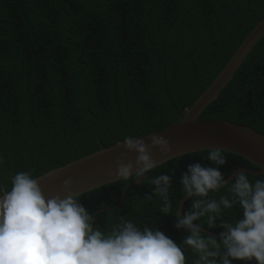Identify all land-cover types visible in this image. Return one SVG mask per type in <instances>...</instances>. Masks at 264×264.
<instances>
[{"label": "trees", "instance_id": "trees-1", "mask_svg": "<svg viewBox=\"0 0 264 264\" xmlns=\"http://www.w3.org/2000/svg\"><path fill=\"white\" fill-rule=\"evenodd\" d=\"M263 18L264 0H0V195L11 190L17 173L36 178L177 122ZM200 119L228 120L264 135V37ZM223 152L227 162L219 170L225 179L239 168L258 170ZM207 155H184L146 174L156 178L175 170L173 215L184 198L181 174L189 164L215 167ZM135 181L76 198L105 234L124 219L181 245L188 233L160 212L162 201L146 178L127 190L116 209L100 212L117 206ZM230 183L209 197L228 195ZM190 209L188 200L183 212ZM241 217L234 205L222 210L220 220ZM220 220L211 230L206 217L197 223L220 233ZM184 253L193 264L196 257Z\"/></svg>", "mask_w": 264, "mask_h": 264}, {"label": "clouds", "instance_id": "clouds-1", "mask_svg": "<svg viewBox=\"0 0 264 264\" xmlns=\"http://www.w3.org/2000/svg\"><path fill=\"white\" fill-rule=\"evenodd\" d=\"M147 140L125 137L118 147L135 153V161L125 162L127 156L121 154L112 174L125 182L146 178L154 186L152 195L162 201L160 212L174 216L175 228L188 233L181 245L157 229L141 231L124 219L105 234L92 226L93 216L73 195L71 178L63 181V198L46 199L37 179L20 172L11 180V190L0 195V264H188L185 249L196 257L193 264H251L253 260L264 264V180L253 183L239 172L228 185V195L210 198V193L226 185L219 169L227 162L222 149L212 148L207 159L215 167L189 164L181 174L182 191L191 201V209L182 216L178 210L173 215L169 189L175 170L170 175L146 177L158 166L153 150L168 157L170 142L156 134ZM234 205L240 206L242 217L235 223L220 220L222 210ZM205 217L210 230L220 220L219 240L202 232L204 227L197 222Z\"/></svg>", "mask_w": 264, "mask_h": 264}, {"label": "water", "instance_id": "water-1", "mask_svg": "<svg viewBox=\"0 0 264 264\" xmlns=\"http://www.w3.org/2000/svg\"><path fill=\"white\" fill-rule=\"evenodd\" d=\"M263 37L264 18L251 30L207 89L203 91L189 108L185 109L178 116L177 122L145 136L136 137L145 138V143H148L147 137L153 134L162 135L169 140L172 153L168 157H162L158 151L153 150V159L157 162L158 166L184 155L209 151L212 148H220L225 152L241 156L258 167V170L239 168L225 179L226 185L239 172L254 176L264 175L263 134L256 132L248 126L239 125L228 120L213 121L200 119L205 109L218 99L222 90L233 80L235 74ZM120 144L122 142L110 147H101L100 150L86 157L46 171L34 179H37L46 199L56 195H60L63 198L64 191L62 185L63 181L67 178H71L74 181L72 191L75 197L119 182L121 180L112 174L116 170L115 159L121 154L127 156L125 162H134L136 158L135 153H125L123 147H118ZM49 173H55V175L50 176ZM144 179L141 178L139 182L135 181L129 184L122 192L121 200L117 206L100 210V212L116 209L123 203L127 190L132 186L140 184ZM188 200V198H183L178 205V211L181 213V216L183 215V206ZM97 214L98 212L94 218ZM202 231L212 236H220V233L204 228H202ZM251 264H255V261L253 260Z\"/></svg>", "mask_w": 264, "mask_h": 264}]
</instances>
